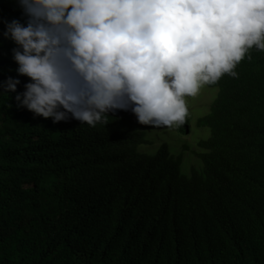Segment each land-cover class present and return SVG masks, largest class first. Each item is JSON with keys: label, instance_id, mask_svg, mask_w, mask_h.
I'll use <instances>...</instances> for the list:
<instances>
[{"label": "trees", "instance_id": "trees-1", "mask_svg": "<svg viewBox=\"0 0 264 264\" xmlns=\"http://www.w3.org/2000/svg\"><path fill=\"white\" fill-rule=\"evenodd\" d=\"M14 18L0 0V81L17 77ZM233 71L202 87L191 129L208 135L175 148L178 124L154 153L130 110L53 123L0 93V264H264V50Z\"/></svg>", "mask_w": 264, "mask_h": 264}, {"label": "clouds", "instance_id": "clouds-1", "mask_svg": "<svg viewBox=\"0 0 264 264\" xmlns=\"http://www.w3.org/2000/svg\"><path fill=\"white\" fill-rule=\"evenodd\" d=\"M17 5L23 20L2 21L4 39L15 45L17 77L0 81V93H16L18 108L53 123L76 119L94 125L122 110L133 124L124 112L130 110L145 125L134 129V137L140 140L143 131V148L150 153L167 143L161 137L178 124L189 135L196 112L186 97L224 74L234 75L252 47L264 50V0H17ZM19 77L28 78L22 92Z\"/></svg>", "mask_w": 264, "mask_h": 264}, {"label": "rangeland", "instance_id": "rangeland-1", "mask_svg": "<svg viewBox=\"0 0 264 264\" xmlns=\"http://www.w3.org/2000/svg\"><path fill=\"white\" fill-rule=\"evenodd\" d=\"M215 92H213L212 90H209V89H200L198 95H196L195 97H193V100L190 99L191 96L186 97L187 98V101L189 102V108H192L194 107V111L197 112V113H202V112H205L206 111V108L208 107V105L210 104L211 102V99L213 97V94ZM189 99V100H188ZM207 105V106H206ZM204 106V107H202ZM202 111V112H201ZM159 127V126H158ZM157 127V129H158ZM203 131V132H202ZM189 132V135H185L184 134H181V138L180 139H175V148H181V146L185 143L188 145H191V144H194V142L196 143L197 142V138L196 136H206V134L208 135V130L205 129V130H199L198 132H194L192 129ZM166 134V132H165ZM155 134L153 135H150V136H154ZM156 137V136H155ZM169 136H162L160 140H164V141H167V143L171 146H173V144H171L170 142L171 141H168ZM158 145H154V147H157ZM144 148H147V146H145ZM191 161H192V158H191Z\"/></svg>", "mask_w": 264, "mask_h": 264}]
</instances>
